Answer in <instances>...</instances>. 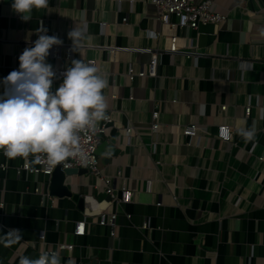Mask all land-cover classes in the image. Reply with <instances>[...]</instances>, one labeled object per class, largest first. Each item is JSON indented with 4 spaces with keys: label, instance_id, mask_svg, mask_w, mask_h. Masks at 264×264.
Instances as JSON below:
<instances>
[{
    "label": "crops",
    "instance_id": "obj_1",
    "mask_svg": "<svg viewBox=\"0 0 264 264\" xmlns=\"http://www.w3.org/2000/svg\"><path fill=\"white\" fill-rule=\"evenodd\" d=\"M214 1L226 21L178 29L183 51H162L157 76L134 79L130 67L146 70L151 54L133 48L164 50L168 44L170 31L152 0H49L27 21L13 11V0L0 2V94L42 25L63 41L61 56L53 55V45L46 57L54 73L73 59L94 60L108 81L102 91L113 118L101 138L100 168L113 177L116 191L124 184L134 191L131 203L108 207L118 211L113 237L72 197L44 198L50 177L19 170L26 160L37 167L34 156L7 160L0 152V238L10 230L21 237L0 242V264H19L21 256L36 258L60 243L74 245L59 250L61 264H264V0ZM75 27L84 34L81 48L65 57ZM62 80L53 77V91ZM155 110L157 130L151 128ZM191 124L200 128L190 138L184 129ZM253 124L254 141L235 134ZM221 125L233 129L231 141L219 137ZM109 145L120 152L106 160ZM66 183L84 198L109 200L91 171L69 175ZM83 220L85 233L77 234ZM147 220L152 226L142 228Z\"/></svg>",
    "mask_w": 264,
    "mask_h": 264
},
{
    "label": "clouds",
    "instance_id": "obj_2",
    "mask_svg": "<svg viewBox=\"0 0 264 264\" xmlns=\"http://www.w3.org/2000/svg\"><path fill=\"white\" fill-rule=\"evenodd\" d=\"M49 6V0H13L11 8L27 21L33 9ZM34 46L26 47L19 56V70L4 78L6 91L0 95V149L9 159L34 155L38 162L55 166L69 158L87 165L89 153L82 147L81 134L89 139L98 131L99 122L107 120V103L103 91L108 81L100 70L83 59H73L63 73V80L53 91L55 73L46 57L53 45L62 40L47 35L46 28L36 29ZM264 38V28L259 30ZM72 50L79 51L84 34L78 27L68 32ZM235 134L246 142L255 140L256 127H237ZM233 129L219 128L224 141L233 139ZM28 162L26 160L25 167ZM18 230H10L0 242L11 245L20 239ZM59 250L42 251L36 258L21 256L19 264H61ZM67 264H75L69 259Z\"/></svg>",
    "mask_w": 264,
    "mask_h": 264
},
{
    "label": "built area",
    "instance_id": "obj_3",
    "mask_svg": "<svg viewBox=\"0 0 264 264\" xmlns=\"http://www.w3.org/2000/svg\"><path fill=\"white\" fill-rule=\"evenodd\" d=\"M4 1V0H0ZM154 5L156 6L157 10V19L163 24L165 28H167L170 32L168 33V44L166 47L162 48L164 50H155L151 47H142V48H133L134 50L140 52H146L151 54V60L149 66L146 70H141L136 72L133 67H130L128 71V75L130 79H134L136 76H157V65L160 60V56L162 51H168L170 53H178L183 51L182 44L180 43V36L177 34V30L180 28H191L193 30H198L200 25L214 23L219 24L224 22L228 19V14L223 13L220 11H216L213 9L214 0H201L199 2H195L193 0H152ZM175 16L177 19L174 21L172 18ZM125 19V18H124ZM43 26V25H42ZM40 26V28L42 27ZM152 36L159 37L162 32H152ZM58 38V35L55 34ZM66 48L65 57H69L72 50V45L64 44ZM57 45H55L54 51H52L53 55L57 58L61 56L57 51ZM124 49V48H123ZM192 53L195 50H190ZM94 63V60L90 59L87 62ZM67 68L65 66H61L55 70V77L58 80L63 79V73L66 71ZM1 95V94H0ZM253 108V104L251 103V99L249 104L246 106V113L251 114ZM222 109H226V105L222 106ZM106 115L108 116L107 120L99 122L98 131L94 136H91L89 139L88 135L81 134V144L82 147L89 153L90 155V162L87 165L81 164L78 160L69 158L64 162L57 163L55 166H47L46 163L38 162L37 167H33L28 163V167H25V163L23 166L19 167V170L24 169L28 172L34 174H44L46 176L51 177L53 171L55 170L58 164H62L63 169L65 168H87L92 173L96 174L105 190L107 195L109 196V200H99L94 198L93 196H88L85 198V206H84V214L86 216L91 217H98V223L101 225L108 226L110 229L111 236L115 237L117 235V229L120 226L118 222V211H109L108 207L111 204L116 206L124 205L127 203H131L134 199V191L127 187L125 184L120 188L119 192L115 190L113 185V177L105 175L101 168H100V155L98 154L97 150L101 143V138L105 134L108 125L113 121L112 114L109 111H106ZM159 117V110H155L152 115V124L151 128L153 130H157L160 126L158 122ZM200 128L199 124H191L186 126L184 129V133L189 136L190 138L196 136L198 133V129ZM220 128V127H219ZM127 133L132 132V127L129 126L126 128ZM0 152H4L0 149ZM5 156V155H4ZM34 156V155H32ZM5 158L8 160L5 156ZM16 158H23V157H16ZM35 158V156H34ZM3 168L7 167V164H2ZM121 175V172H118V176ZM37 192H42L40 187L36 188ZM45 196L52 198L49 191L44 193ZM128 219H131V214H126ZM85 224L86 222L83 220L81 222L76 223V233L77 234H84L85 233ZM152 224L150 220H147L142 225V228H149ZM79 228V229H78ZM40 240L45 241V234L40 236ZM74 247L73 244H66L60 243L56 250H64V249H72ZM42 251H50V250H41Z\"/></svg>",
    "mask_w": 264,
    "mask_h": 264
},
{
    "label": "water",
    "instance_id": "obj_4",
    "mask_svg": "<svg viewBox=\"0 0 264 264\" xmlns=\"http://www.w3.org/2000/svg\"><path fill=\"white\" fill-rule=\"evenodd\" d=\"M106 142H102L98 147V154L100 155L105 150ZM108 155L106 160H109L111 156H115L120 152L119 148L109 145L107 147ZM87 168H65L63 169L62 164H58L50 177L49 193L51 196L57 197H72L78 202L79 207L83 210L85 206V198L79 193L73 192L71 186L66 183V179L72 174H82L88 172ZM88 264V263H87ZM92 264H96V261H92Z\"/></svg>",
    "mask_w": 264,
    "mask_h": 264
}]
</instances>
